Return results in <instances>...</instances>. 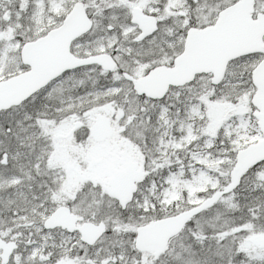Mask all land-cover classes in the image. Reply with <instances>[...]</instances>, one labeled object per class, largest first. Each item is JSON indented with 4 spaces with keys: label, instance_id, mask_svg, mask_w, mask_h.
Segmentation results:
<instances>
[{
    "label": "snow or ice",
    "instance_id": "1",
    "mask_svg": "<svg viewBox=\"0 0 264 264\" xmlns=\"http://www.w3.org/2000/svg\"><path fill=\"white\" fill-rule=\"evenodd\" d=\"M0 264H264V0H0Z\"/></svg>",
    "mask_w": 264,
    "mask_h": 264
}]
</instances>
